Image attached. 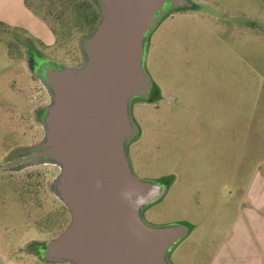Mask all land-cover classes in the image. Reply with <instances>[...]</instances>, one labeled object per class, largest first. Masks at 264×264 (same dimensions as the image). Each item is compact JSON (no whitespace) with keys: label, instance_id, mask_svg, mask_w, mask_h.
I'll use <instances>...</instances> for the list:
<instances>
[{"label":"rangeland","instance_id":"obj_1","mask_svg":"<svg viewBox=\"0 0 264 264\" xmlns=\"http://www.w3.org/2000/svg\"><path fill=\"white\" fill-rule=\"evenodd\" d=\"M189 1L193 8L169 13L148 39L145 70L160 95L131 107L139 128L128 145L133 172L168 189L142 217L189 227L170 264H257L264 241L249 224L248 197L264 177V0ZM26 3L57 43L47 48L0 24L13 61L0 52V264H69L30 254L33 242H49L70 223L52 188L60 169L17 171L6 162L41 138L36 112L51 102L32 68L33 49L45 62L78 68L81 42L101 13L95 0Z\"/></svg>","mask_w":264,"mask_h":264},{"label":"water","instance_id":"obj_2","mask_svg":"<svg viewBox=\"0 0 264 264\" xmlns=\"http://www.w3.org/2000/svg\"><path fill=\"white\" fill-rule=\"evenodd\" d=\"M95 1L101 15L81 42L83 64L45 62L35 72L51 97L38 157L60 169L52 188L70 214L45 254L69 264H170L169 254L190 229L143 219L168 189L136 177L127 147L139 136L132 104L149 100L153 86L145 70L149 36L169 13L194 4Z\"/></svg>","mask_w":264,"mask_h":264},{"label":"crops","instance_id":"obj_3","mask_svg":"<svg viewBox=\"0 0 264 264\" xmlns=\"http://www.w3.org/2000/svg\"><path fill=\"white\" fill-rule=\"evenodd\" d=\"M1 23L9 25L10 28L23 30L29 38L33 37L47 48L53 47L57 43V38L51 27L27 6L26 0H0ZM2 45L3 43L0 42V52L3 58L8 56L9 64H13L7 46L4 48ZM28 50H32V47L29 46ZM258 183L260 185L256 189L254 188L253 192L249 193V209L253 210V213H251L250 221L246 219V222L249 221V224L256 226L259 234L257 239L264 241V214H262L264 211V177L261 181L258 180ZM246 222L245 225L248 227ZM249 239H251L250 236ZM253 255H256L257 264L264 263V247H262V254L257 248L256 253ZM228 263V260L223 262V264Z\"/></svg>","mask_w":264,"mask_h":264},{"label":"flooded vegetation","instance_id":"obj_4","mask_svg":"<svg viewBox=\"0 0 264 264\" xmlns=\"http://www.w3.org/2000/svg\"><path fill=\"white\" fill-rule=\"evenodd\" d=\"M37 43H39V45H41V46H44L38 40H37ZM33 50H34L33 54H31L30 58H31L32 68H34V70L36 72V70L40 67V65L45 63V61H44L45 59H44L43 53L41 51H36V49H33ZM149 94L151 96L150 99H152L153 96L160 95L158 89L154 85L150 89ZM36 113L38 114L37 115V117H38L37 122L39 123V126L42 129L41 138H39L33 146L27 147L23 151V153H21L20 155L14 157V158H9V160L6 162V164H7L6 166H8V168H12V169L17 168V171H26L28 169H32L33 167H35L37 165H52L49 163H44L45 159L38 157V155L42 152L41 150H39V146L42 143L43 138H44V134H45L43 119H44V116L46 114V107L44 106L43 108H38ZM127 150H128V147H127ZM55 238H57V237H55ZM54 239L50 240L49 242H33V244H32L33 248L30 250V254H33L37 258L49 262L45 253L49 249V245H50V243H52V241ZM39 249H41V250L39 251ZM17 264H20V263H17Z\"/></svg>","mask_w":264,"mask_h":264},{"label":"trees","instance_id":"obj_5","mask_svg":"<svg viewBox=\"0 0 264 264\" xmlns=\"http://www.w3.org/2000/svg\"><path fill=\"white\" fill-rule=\"evenodd\" d=\"M97 3V2H96Z\"/></svg>","mask_w":264,"mask_h":264}]
</instances>
